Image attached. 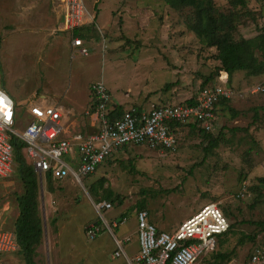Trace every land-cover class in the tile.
I'll return each mask as SVG.
<instances>
[{"label": "rangeland", "instance_id": "1", "mask_svg": "<svg viewBox=\"0 0 264 264\" xmlns=\"http://www.w3.org/2000/svg\"><path fill=\"white\" fill-rule=\"evenodd\" d=\"M83 1L91 14L80 29L89 50L86 56L71 47L68 32L58 31L64 0H0V87L17 106L15 130L23 128L26 104L43 102L65 109L69 133H87L90 83L103 80L105 86L121 87L118 91L139 87L149 78L151 55H157L155 62L163 54L168 56L171 67L181 70L177 74L189 76L184 79L188 84L181 98L195 95L198 79L201 83L212 75L208 83L216 81L221 71L216 48L203 44L188 28L193 20L191 7L166 11L161 0ZM242 1L214 0L216 13L230 14L237 40L256 36L264 15L263 0ZM254 54L261 58L259 50ZM230 79L226 85L243 96L237 94L228 104L221 103L225 120L219 116L224 124L210 132L213 146L201 130L182 127L174 150L127 145L81 183L71 177L49 182L36 174L43 228L35 248L36 263L124 264L123 257H111L113 237L131 235L124 247L128 254L136 252V212L141 206L153 224L171 232L203 204L214 202L232 225L221 250L233 252L232 259L239 255L247 259L264 244V230L255 224L264 219V182L259 181L264 177V72L251 75L240 70ZM257 85L262 90L254 92ZM150 97H144L149 103L146 108L156 105ZM228 107L238 113L226 112ZM17 166L10 176L0 178V226L5 229H14L16 197L24 191ZM109 192L110 199L105 201L112 207L98 212L93 202ZM123 215L119 229L110 227V232L105 224L111 226L112 219ZM95 221L102 222L105 230L91 240L84 229ZM253 233L254 241L237 244L241 234ZM8 253L0 254L1 262ZM10 255L19 264V246Z\"/></svg>", "mask_w": 264, "mask_h": 264}, {"label": "built area", "instance_id": "2", "mask_svg": "<svg viewBox=\"0 0 264 264\" xmlns=\"http://www.w3.org/2000/svg\"><path fill=\"white\" fill-rule=\"evenodd\" d=\"M87 14L83 0H64L58 25V31L70 33L71 46L84 56L89 50L84 40L73 36L72 31L87 23ZM260 26L264 27V15ZM227 82V73L220 72L214 83L198 89L191 103L156 104L148 108L130 105L123 108L119 116L110 118L108 109L114 108L111 107V94L103 80L95 81L90 83L89 90L92 98L90 110L97 128L87 133H69L65 130L63 112L56 105L43 102L26 104V118L21 121L23 128L15 130L17 106L0 87V178L10 176L15 165L13 138L24 142V159L41 180L50 174L53 180L71 177L76 183H81L114 152L127 145L174 150L179 128L195 123L200 129L212 132L219 100L232 99L237 94L243 96L242 92L227 86ZM253 89L257 92L262 87L257 85ZM94 206L98 212L101 209L106 211L111 208V203L101 200ZM136 214L137 253L127 257L123 240L114 237L116 249L112 255L125 256V264H195L216 249L218 235L226 232L230 225L226 214L214 202L203 204L171 232L160 230L150 222L145 209ZM105 225L109 230L112 227ZM101 229L96 222L89 223L85 228L86 237L94 239ZM129 240V236L124 239ZM17 248L15 232L0 228V254L14 252ZM224 264L236 263L228 261ZM243 264H264V245L256 247Z\"/></svg>", "mask_w": 264, "mask_h": 264}, {"label": "trees", "instance_id": "3", "mask_svg": "<svg viewBox=\"0 0 264 264\" xmlns=\"http://www.w3.org/2000/svg\"><path fill=\"white\" fill-rule=\"evenodd\" d=\"M171 9H180L183 7H191L193 9V20L188 23V28L195 34V36L205 45L216 48V59L219 61V69L225 71L228 74V81H230L232 75L240 70H244L251 75H257L264 72V27H259L256 36L248 39H235L233 36L234 25L231 22L230 14L224 12L216 13L214 7V0H162ZM243 2L242 0H240ZM264 2V0H263ZM82 27V26H81ZM81 27L75 28L72 31L73 36H79L83 39ZM260 51L261 58H257L254 54V50ZM224 73V72H223ZM225 74V73H224ZM212 75L206 77L201 85L204 86L208 83ZM173 83L166 84L165 87H169ZM231 99H221L216 104H221ZM185 102L191 103L192 98ZM120 105L114 106V108L108 109V115L110 118L119 116L122 112ZM189 130L198 129L203 132V136L207 137L210 145H214L215 139L210 134L199 127L195 123L187 124ZM14 162L17 164V173L23 183V193L16 197L18 204V215L14 224V232L16 236V242L19 246L22 260L25 264H37L35 257V248L41 242L43 234V228L41 225V219L38 214V181L36 173L33 168L25 161L22 148L24 142L18 138L12 139ZM47 179L50 182L51 176L47 174ZM53 180V179H52ZM260 182H264V177L259 178ZM91 190V189H90ZM92 190L96 192V188L93 186ZM91 190V191H92ZM111 193L104 195L100 200L110 199ZM142 209V206L139 210ZM98 225L102 222L95 221ZM259 230H264V219L255 222ZM230 227L223 234L217 237V247L210 253L205 254L200 261L203 264H224L228 261H232V253L226 250H221V243L223 238L230 232ZM256 233L253 234H241L237 239V244H242L245 239L254 241ZM264 244L258 246L261 247Z\"/></svg>", "mask_w": 264, "mask_h": 264}, {"label": "crops", "instance_id": "4", "mask_svg": "<svg viewBox=\"0 0 264 264\" xmlns=\"http://www.w3.org/2000/svg\"><path fill=\"white\" fill-rule=\"evenodd\" d=\"M154 2H157V1H154ZM163 7L166 8V11H170L171 10V8L168 5H166V4ZM87 13H88L87 14V18L91 17V14L88 12V10H87ZM87 18H86V20H87V23H88L89 19H87ZM159 40H161V38ZM164 56H166V55L163 54V56H162L163 59L161 61L155 62L154 57H157V55H151V59L153 58L151 60V67H150V69L148 67V71L146 72V75L149 73V78L144 80V82L141 84V86H139V87H138V85L127 86V87H124L125 90L118 91L119 89H121V87H116V86L109 87L107 85L106 88L108 89V91L111 94V107H114L116 105H120V106H123L122 107V109H123V108H126L127 106H130V105H138L140 107L146 108V106L149 105V103L146 104L147 102L146 101L144 102V97L146 98V97H149V96H151L150 97L151 104H162V103L165 104V103H170L171 100H173L174 102L176 101L175 103H177V102L178 103H182V101L183 102L186 101V99L189 96L186 99L185 98H181V94L180 93H182L183 91H185L187 89V84L188 83L185 82L184 79L188 78L189 76L186 73L177 74L181 70H178L176 68L173 69L171 67V62L169 61L168 56H166L167 59H165ZM218 64H219V61H218ZM220 72L222 73V71H220ZM224 73H222V74L224 75ZM165 74H166V77L163 78V76ZM237 75H238V73H237ZM150 81H151V83H149ZM200 81H201L200 79L195 81V84L197 85L196 86L197 90L195 92V95H196L198 89L201 87L200 85H201L202 82L200 83ZM191 82H193V81H191ZM170 83H173V84L170 85L169 87H165L166 84H170ZM191 84H194V82L191 83ZM111 88H113V90ZM195 95L190 96L188 99L194 98ZM89 98H90V100H89L90 101V107H92V98H91V96ZM183 99H185V100H183ZM230 101L231 100H229V102ZM229 102L227 101V104ZM221 105L222 104H218L217 108H216V120H215V125L214 126L218 125V127H220V125L224 124V123L220 122L219 116H220V119H224L225 120V117L223 116V115H225L223 113V111H225V105H222V106ZM233 107H236V106L234 105ZM57 108H59L63 112V114L65 115V113H64L65 109L62 106H58ZM228 111H229V113H233V114H237L238 113V112L232 111L230 107H228V110L226 112H228ZM94 120H95V116H94L93 111H92V112H90V115H89V126H86V128H87L86 132H92V131H94L97 128V124H95L97 122L94 121ZM66 122L67 121H66V116H65L64 117V126H65V130H68V128H67L68 126L66 125ZM121 151H125V150H121V149L119 151L117 150L116 152L113 153V154H115L113 157L120 155ZM93 203H95V202H93ZM123 219H125L124 215L120 216V217L119 216L115 217L110 222L111 226L114 227V228L119 229V224H122L121 222H122ZM149 221L151 222V217H149ZM152 223H154V222H152ZM114 224H116V225L114 226ZM155 224L157 225L158 229L164 230L161 226L158 225V223H155ZM86 226H85V228H86ZM0 228H3V227L0 226ZM3 229H5V228H3ZM12 230L14 231V229H12ZM104 230H105V227H102V229L98 233V235L101 234ZM136 230H137V228H136ZM111 232H112V229H111ZM61 235H62V232H60L58 234L59 238L61 237ZM98 235L95 238H97ZM126 236H129L130 240H131V235H125L123 237H116V236H114V237H116V238H118L120 240H123L122 241L123 242L122 247H123V250L125 251L126 256L127 257H133L138 251V242H137V247H136L137 250H136V252L133 253V254H128L126 249H125V247H124V245L126 243H128L130 240L127 241V242L124 241ZM55 238H56V236L53 237V239H55ZM91 240H93V239H91ZM55 243H57V242H55ZM55 243L52 245V249L55 248ZM114 245H115V241H114ZM115 249H116V245H115L114 250ZM114 250H113V252H114ZM113 252H112V254H113ZM10 253H13V252H9L8 254H5L6 257L4 259H6V260L4 262H1V259H0V264H14L13 263V259H12V255H10ZM112 254H111V257L115 258ZM9 257H11V258H9ZM120 257H123L124 260H125V256H120ZM243 257H244V255H239L236 258L232 259V261L234 263H236V264H243V262L246 259V258H243ZM7 258H9V259H7ZM125 263L126 262L124 261V264ZM19 264H25V262L22 259H20L19 260Z\"/></svg>", "mask_w": 264, "mask_h": 264}, {"label": "clouds", "instance_id": "5", "mask_svg": "<svg viewBox=\"0 0 264 264\" xmlns=\"http://www.w3.org/2000/svg\"><path fill=\"white\" fill-rule=\"evenodd\" d=\"M221 71H223V70H221Z\"/></svg>", "mask_w": 264, "mask_h": 264}]
</instances>
